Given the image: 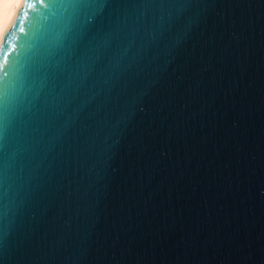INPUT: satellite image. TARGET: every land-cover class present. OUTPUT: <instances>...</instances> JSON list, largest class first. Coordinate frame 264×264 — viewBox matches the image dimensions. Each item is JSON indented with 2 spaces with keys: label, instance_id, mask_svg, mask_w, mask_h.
<instances>
[{
  "label": "water",
  "instance_id": "obj_1",
  "mask_svg": "<svg viewBox=\"0 0 264 264\" xmlns=\"http://www.w3.org/2000/svg\"><path fill=\"white\" fill-rule=\"evenodd\" d=\"M27 11L8 85L49 23ZM185 15L182 42L65 132L30 188L9 181L0 264H264V0Z\"/></svg>",
  "mask_w": 264,
  "mask_h": 264
},
{
  "label": "snow or ice",
  "instance_id": "obj_2",
  "mask_svg": "<svg viewBox=\"0 0 264 264\" xmlns=\"http://www.w3.org/2000/svg\"><path fill=\"white\" fill-rule=\"evenodd\" d=\"M194 2L3 0L19 5L7 27L0 9L4 76L16 51L10 33L26 35L27 10L36 4L46 7L49 23L21 53L11 85L0 78V249L12 230V209L5 204L9 181L19 180L22 190L30 188L65 132L94 113L129 75L143 72L182 42L191 27L186 8ZM86 255L81 247L77 260Z\"/></svg>",
  "mask_w": 264,
  "mask_h": 264
},
{
  "label": "bare ground",
  "instance_id": "obj_3",
  "mask_svg": "<svg viewBox=\"0 0 264 264\" xmlns=\"http://www.w3.org/2000/svg\"><path fill=\"white\" fill-rule=\"evenodd\" d=\"M18 4H5L3 0H0V9L3 11V26L7 27L8 21L11 18V15L16 11L18 8Z\"/></svg>",
  "mask_w": 264,
  "mask_h": 264
}]
</instances>
